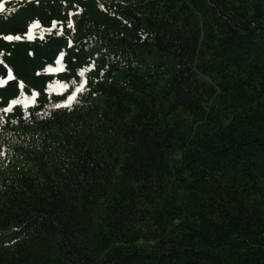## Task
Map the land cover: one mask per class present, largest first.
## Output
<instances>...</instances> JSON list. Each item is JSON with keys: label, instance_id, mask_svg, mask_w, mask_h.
Masks as SVG:
<instances>
[{"label": "trees", "instance_id": "obj_1", "mask_svg": "<svg viewBox=\"0 0 264 264\" xmlns=\"http://www.w3.org/2000/svg\"><path fill=\"white\" fill-rule=\"evenodd\" d=\"M2 5L0 264H264V0Z\"/></svg>", "mask_w": 264, "mask_h": 264}, {"label": "snow or ice", "instance_id": "obj_2", "mask_svg": "<svg viewBox=\"0 0 264 264\" xmlns=\"http://www.w3.org/2000/svg\"><path fill=\"white\" fill-rule=\"evenodd\" d=\"M34 26H35V25L29 27V32H28V38H29V39L32 38V36H31V31H32V27H34ZM3 39L8 40V41H12L13 39H15V40H21V36H19V35H17V36L8 35V36L3 37ZM70 46H71V45H70ZM30 55H31V53H30ZM60 55L63 56V53H61ZM60 62H61V61H60L59 59H57L56 63L59 64ZM46 71H47V73H54V72H59L60 69H59V68H51V67H49V68L46 69ZM79 74H80V75H83L82 72L79 73ZM37 75H41V73L38 72ZM9 77H11V72H10V71H9ZM21 86H22V82H21ZM52 88H56V89H66V88H67V85H65V84H52V83H49V84L46 86V93H47V90H48V89H52ZM80 90H81L80 88H77L75 91H76V92H80ZM32 95H33V97H36V96H38L39 94L36 93V92L33 90ZM74 98H75V93H73V94H71V95H68V96H67V101H68V102H72V101L74 100ZM11 103H12L13 105H15V104L17 103V101H16V100H13ZM25 104H27V101H25ZM60 106H63V105H61V104H57V107H60ZM4 111L7 112L8 109L5 108Z\"/></svg>", "mask_w": 264, "mask_h": 264}]
</instances>
